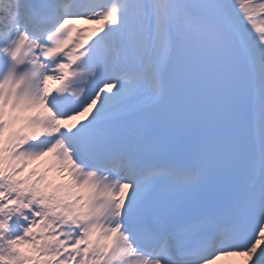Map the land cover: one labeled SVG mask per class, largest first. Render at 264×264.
Segmentation results:
<instances>
[{
    "label": "snow or ice",
    "instance_id": "obj_1",
    "mask_svg": "<svg viewBox=\"0 0 264 264\" xmlns=\"http://www.w3.org/2000/svg\"><path fill=\"white\" fill-rule=\"evenodd\" d=\"M0 264H264V0H0Z\"/></svg>",
    "mask_w": 264,
    "mask_h": 264
}]
</instances>
